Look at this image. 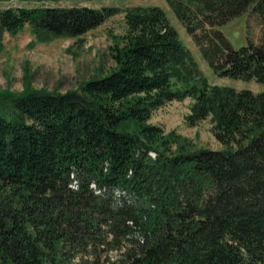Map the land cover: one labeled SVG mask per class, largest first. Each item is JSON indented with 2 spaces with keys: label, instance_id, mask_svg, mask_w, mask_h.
<instances>
[{
  "label": "trees",
  "instance_id": "obj_1",
  "mask_svg": "<svg viewBox=\"0 0 264 264\" xmlns=\"http://www.w3.org/2000/svg\"><path fill=\"white\" fill-rule=\"evenodd\" d=\"M18 1L34 4L0 7V51L26 24L79 39L119 10ZM168 2L219 75L264 83V0ZM249 9L259 42L198 32ZM125 17L110 71L59 91L27 70L0 89V264H264V90L211 82L161 6ZM186 97L187 121L210 117L223 148L150 121Z\"/></svg>",
  "mask_w": 264,
  "mask_h": 264
},
{
  "label": "rangeland",
  "instance_id": "obj_2",
  "mask_svg": "<svg viewBox=\"0 0 264 264\" xmlns=\"http://www.w3.org/2000/svg\"><path fill=\"white\" fill-rule=\"evenodd\" d=\"M19 3L34 4L18 0H0V7ZM46 3L116 6L119 10L79 39L71 36H55L48 41H42L37 39L29 24L15 34L5 32L4 46L0 51V89H23L27 70L28 78L32 79V84L38 88L59 91L79 88L84 81L106 73L115 66L111 47L115 43V36L127 31L126 9L137 5H158L166 11L182 40L191 49L200 68L211 82L234 86L237 89L250 88L257 92L264 90V83L255 79L246 80L219 75L204 57L201 46L188 32L185 23L176 15L168 0H60ZM215 29H221L233 46L240 47L247 44L249 39L259 42L262 38L263 24L259 14L249 9L223 25L207 24L205 28H199L198 32L204 35V38L208 35L212 37L215 35ZM192 101L191 97L167 101L152 112L150 121L162 126L166 132L175 130L188 137L196 148H223V143L212 131L210 117L194 125L187 121L186 115L190 111ZM150 154L156 156L155 151H150ZM116 253L118 252L115 250L112 255L115 256Z\"/></svg>",
  "mask_w": 264,
  "mask_h": 264
}]
</instances>
